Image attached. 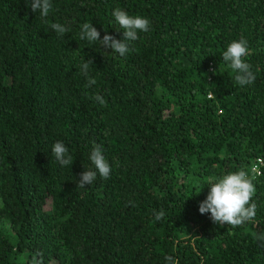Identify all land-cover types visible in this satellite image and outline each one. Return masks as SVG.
<instances>
[{
  "label": "trees",
  "instance_id": "obj_1",
  "mask_svg": "<svg viewBox=\"0 0 264 264\" xmlns=\"http://www.w3.org/2000/svg\"><path fill=\"white\" fill-rule=\"evenodd\" d=\"M30 2L0 0V264H264V0H52L47 23ZM116 8L151 22L125 57L80 39L123 40ZM240 38L247 86L222 58ZM94 144L110 177L79 188ZM241 168L257 216L215 224L209 180Z\"/></svg>",
  "mask_w": 264,
  "mask_h": 264
},
{
  "label": "clouds",
  "instance_id": "obj_2",
  "mask_svg": "<svg viewBox=\"0 0 264 264\" xmlns=\"http://www.w3.org/2000/svg\"><path fill=\"white\" fill-rule=\"evenodd\" d=\"M30 8L32 12L39 13L40 18L47 23V17L53 9L52 0H31ZM116 22L123 29V40L116 39L112 35H104L101 39V33L92 23H84L80 33L81 40H87L89 43H99L102 48L111 49V53H117L120 57H125L130 51L131 42L139 39L138 32L147 33L150 30L151 22L148 18L136 15L132 16L125 10L116 8L113 12ZM50 27L58 34L64 35L69 28L60 23H51ZM250 54L248 41L244 38L232 41L226 51L222 53L224 63L235 73V82L240 86H247L254 83L256 76L251 70V65L245 58ZM94 64L92 59L82 61L81 73L88 77L87 87L97 83L95 78L88 76L89 65ZM94 99L103 105L105 100L103 96L97 94ZM52 152L57 162L62 166L73 164V158L69 154L68 148L63 142H56L52 147ZM92 167L85 168L80 174L77 187L86 188L92 185L97 179V175L103 179H108L111 174V166L106 159L102 145L94 144L90 153ZM210 191L204 201L199 205V212L211 214L213 223L229 225L233 228L242 226L245 223L254 221L257 216V204L253 202L256 194L254 179L251 174L241 168L236 172L224 174L219 178L209 180ZM200 194V193H199ZM198 194V195H199ZM131 205L132 202L130 201ZM155 220L160 221L165 217L163 210L155 211ZM260 247H264V232L253 233ZM167 264H179L173 256L165 257ZM36 264V261H33Z\"/></svg>",
  "mask_w": 264,
  "mask_h": 264
}]
</instances>
